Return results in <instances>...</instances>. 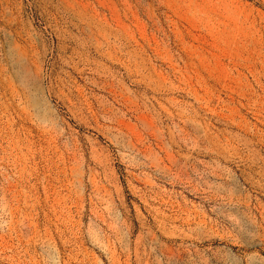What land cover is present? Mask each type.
<instances>
[{
  "label": "rangeland",
  "instance_id": "obj_1",
  "mask_svg": "<svg viewBox=\"0 0 264 264\" xmlns=\"http://www.w3.org/2000/svg\"><path fill=\"white\" fill-rule=\"evenodd\" d=\"M0 264H264V0H0Z\"/></svg>",
  "mask_w": 264,
  "mask_h": 264
}]
</instances>
